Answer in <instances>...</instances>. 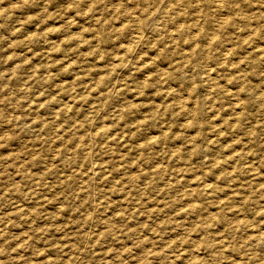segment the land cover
<instances>
[{"label": "rangeland", "instance_id": "obj_1", "mask_svg": "<svg viewBox=\"0 0 264 264\" xmlns=\"http://www.w3.org/2000/svg\"><path fill=\"white\" fill-rule=\"evenodd\" d=\"M110 1L0 0V264H264V0Z\"/></svg>", "mask_w": 264, "mask_h": 264}, {"label": "bare ground", "instance_id": "obj_2", "mask_svg": "<svg viewBox=\"0 0 264 264\" xmlns=\"http://www.w3.org/2000/svg\"><path fill=\"white\" fill-rule=\"evenodd\" d=\"M107 1V0H106ZM112 1V0H111ZM110 1V2H111ZM122 2H123V0H121ZM154 1V0H153ZM157 1V0H156ZM184 1V0H183ZM75 2V1H74ZM91 2V1H90ZM89 2V3H90ZM105 2V1H104ZM103 2V3H104ZM131 2V1H130ZM142 2V1H141ZM148 2V1H147ZM164 2V1H163ZM194 2H197V1H194ZM222 2V1H221ZM229 2H231V1H229ZM91 3H93V2H91ZM107 3V2H106ZM132 3V2H131ZM134 3V2H133ZM170 3H171V1H170ZM174 3V2H173ZM190 3H192V2H190ZM190 3H183V4H190ZM198 3V2H197ZM216 3H218V2H216ZM113 4V3H112ZM137 4V3H136ZM147 4V3H146ZM166 4V3H165ZM175 4V3H174ZM174 4H172V5H174ZM182 4V3H181ZM200 4V3H199ZM211 4V3H210ZM228 4V3H227ZM232 4V3H231ZM109 5V4H108ZM118 5V4H117ZM143 5V4H142ZM145 5V4H144ZM178 5V4H177ZM176 5V6H177ZM198 5V4H197ZM224 5V4H223ZM68 6H69V4H68ZM90 6V5H89ZM131 6V5H130ZM147 5H145V7H146ZM153 6V5H152ZM163 6V5H162ZM124 7H126V4H125V6ZM135 7V6H134ZM133 7V8H134ZM150 7V6H149ZM216 7V6H215ZM214 7V8H215ZM217 7H219V6H217ZM87 8V7H86ZM85 8V9H86ZM99 8V7H98ZM105 8H106V6H105ZM141 8V7H140ZM142 8H144L143 6H142ZM147 8V7H146ZM182 8V7H181ZM187 8V7H186ZM205 8V7H204ZM209 8V7H208ZM213 8V9H214ZM84 9V10H85ZM96 9V8H95ZM106 9H108V8H106ZM122 9V8H121ZM124 9H126V8H124ZM124 9H123V11H124ZM129 9V8H128ZM155 9H156V7H155ZM166 9V8H165ZM164 9V10H165ZM183 9H185V8H183ZM194 9V8H193ZM221 9H222V7H221ZM226 9H228V8H226ZM235 9V8H234ZM134 10V9H133ZM148 10V9H147ZM152 10V9H151ZM174 10V9H173ZM186 10V9H185ZM120 11V10H119ZM131 11V10H130ZM166 11H168V10H166ZM204 11V10H203ZM223 11V10H222ZM68 12V11H67ZM85 12H86V10H85ZM101 12V11H100ZM110 12V11H109ZM108 12V13H109ZM121 12V11H120ZM138 11H136V13H137ZM149 12V11H148ZM152 12V11H151ZM158 12V11H157ZM181 12V11H180ZM183 12V11H182ZM104 13V12H103ZM178 13V12H177ZM176 13V14H177ZM192 13V12H191ZM195 13V12H194ZM202 13V12H201ZM209 13V12H208ZM218 13V12H217ZM110 14H112V13H110ZM131 14V13H130ZM147 14V13H146ZM163 14V13H162ZM167 14V13H166ZM188 14V13H187ZM214 14V13H213ZM225 13H223V15H224ZM235 14V13H234ZM68 15V14H67ZM94 15V14H93ZM97 15V14H96ZM115 15V14H114ZM164 15V14H163ZM175 15V14H174ZM219 15V14H218ZM242 15V14H241ZM71 16V15H70ZM139 16V15H138ZM172 16H173V14H172ZM225 16H228V15H225ZM72 17V16H71ZM170 17V16H169ZM204 17V16H203ZM82 18V17H81ZM141 18V17H140ZM163 18V17H162ZM225 18V17H224ZM228 18V17H227ZM121 19V18H120ZM126 19V18H125ZM142 19V18H141ZM181 19H183V18H181ZM180 19V20H181ZM196 19V18H195ZM215 19H216V17H215ZM81 21H82V19H80ZM177 20V19H176ZM184 20V19H183ZM187 20H189L188 18H187ZM223 20V19H222ZM226 20V19H225ZM171 21V20H170ZM194 21V20H193ZM198 21V20H197ZM215 21H217V20H215ZM129 22V21H128ZM138 22V21H137ZM189 22V21H188ZM191 22V21H190ZM207 22V21H206ZM206 22H205V24H206ZM218 22V21H217ZM120 23V22H119ZM126 23V22H125ZM151 23V22H150ZM161 23H163V22H161ZM160 23V24H161ZM168 23H169V21H168ZM177 23V22H176ZM182 23V22H181ZM181 23H180V25H181ZM184 23H185V21H184ZM220 23V22H219ZM236 23V22H235ZM69 24V23H68ZM136 24H138V23H136ZM148 24V23H147ZM165 24H167V23H165ZM218 24V23H217ZM239 24V23H238ZM81 25H83V24H81ZM150 25V24H149ZM207 25V24H206ZM220 25V24H219ZM167 26H168V24H167ZM179 26V25H178ZM201 26V25H200ZM237 26V25H236ZM240 26V25H239ZM175 27V26H174ZM177 27V26H176ZM205 27V26H204ZM77 28V27H76ZM185 28V27H184ZM240 28V27H239ZM238 28V29H239ZM140 29H141V27H140ZM178 29H179V27H178ZM195 29H197V28H195ZM134 30V29H133ZM147 30V29H146ZM199 30V29H198ZM218 30V29H217ZM168 31V30H167ZM193 31V30H192ZM195 31V30H194ZM211 31H213V30H211ZM132 32V31H131ZM172 32V31H171ZM174 32V31H173ZM190 32V31H189ZM214 32V31H213ZM134 33V32H133ZM193 33V32H192ZM196 33V32H195ZM215 33H217V31L215 32ZM132 34V33H131ZM182 34V33H181ZM219 34V33H218ZM217 34V35H218ZM238 34V33H237ZM134 35V34H133ZM193 35V34H192ZM197 35V34H196ZM132 36V35H131ZM143 36V35H142ZM145 36V35H144ZM162 36V35H161ZM174 36V35H173ZM176 36V35H175ZM186 36V35H185ZM130 37V36H129ZM138 37H140V35H138ZM160 37V36H159ZM196 37V36H195ZM205 37V36H204ZM212 37V36H211ZM52 38V37H51ZM112 38V37H111ZM151 38V37H150ZM185 38V37H184ZM190 38V37H189ZM193 38H194V36H193ZM235 38V37H234ZM121 39V38H120ZM124 39V38H123ZM126 39V38H125ZM166 39H167V37H166ZM178 39V38H177ZM177 39L176 40H174V41H177ZM205 39V38H204ZM134 40V39H133ZM140 40H141V38H140ZM204 41V40H203ZM124 42V41H123ZM131 42V41H130ZM190 42V41H189ZM189 42H188V44H189ZM119 43V42H118ZM165 43V42H164ZM167 43V42H166ZM194 43H195V41H194ZM202 43H204V42H202ZM119 44H121V42L119 43ZM126 44V43H125ZM205 44V43H204ZM207 44V43H206ZM166 45V44H165ZM180 46V45H179ZM201 46V45H200ZM188 48V47H187ZM191 49H192V47H190ZM127 49V48H126ZM130 49V48H129ZM182 50V49H181ZM187 50V49H186ZM212 50V49H211ZM199 51V50H198ZM227 52H228V50H226ZM225 51V52H226ZM179 52H183V51H180L179 50ZM185 52V51H184ZM204 52V51H203ZM227 52H226V54H227ZM224 53V52H223ZM118 54V53H117ZM199 54V53H198ZM202 54V53H201ZM120 55H121V53H120ZM156 56V55H155ZM166 56V55H165ZM181 56V55H180ZM201 56V55H200ZM194 57V56H193ZM223 57V56H222ZM185 58H186V56H185ZM177 59V58H176ZM181 59V58H180ZM179 59V60H180ZM146 60V59H145ZM184 60V59H183ZM144 61V60H143ZM151 61V60H150ZM170 61V60H169ZM174 61V60H173ZM177 62H178V60H176ZM223 61H225V59L223 60ZM229 61H231V60H229ZM238 61H240V60H238ZM148 62V61H147ZM153 62V61H152ZM175 62V61H174ZM237 62V61H236ZM216 63V62H215ZM222 64V63H221ZM47 65H49V64H47ZM157 65V64H156ZM164 65V64H163ZM183 65V64H182ZM161 66V65H160ZM165 66V65H164ZM163 67V66H162ZM180 67V66H179ZM157 68V67H156ZM160 68V67H159ZM176 68V67H175ZM228 68H229V66H228ZM165 69V68H164ZM216 69V68H215ZM183 71V70H182ZM185 71V70H184ZM214 71V70H213ZM157 72V71H156ZM217 72H218V70H217ZM216 72V73H217ZM206 73V72H205ZM207 73H209L208 71H207ZM190 74V73H189ZM158 75H160V74H158ZM206 75V74H205ZM211 75V74H210ZM209 77V76H208ZM219 77V76H218ZM205 81V80H204ZM210 88V87H209ZM117 89V88H116ZM234 90V89H233ZM233 94V93H232ZM67 98V97H66ZM73 101V100H72ZM70 103V102H69ZM180 103V102H179ZM178 103V104H179ZM185 105V104H184ZM87 107V106H86ZM90 110V109H89ZM95 133V132H94ZM91 138V137H90ZM89 143V142H88ZM93 149V148H92ZM91 149V150H92ZM88 150V149H87ZM95 150V149H94ZM86 151V150H85ZM92 163V162H91ZM94 163H95V161H94ZM94 163H93V165H94ZM92 165V164H91ZM87 167V166H86ZM84 168V167H83ZM92 171H93V168H92ZM92 173V172H91ZM80 174H81V172H80ZM204 185V184H203ZM209 185V184H208Z\"/></svg>", "mask_w": 264, "mask_h": 264}]
</instances>
